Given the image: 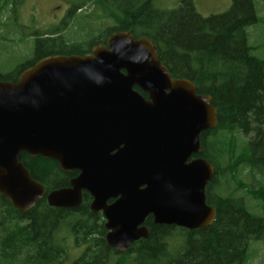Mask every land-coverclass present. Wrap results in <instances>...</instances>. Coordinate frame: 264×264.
<instances>
[{
	"label": "water",
	"instance_id": "95a60500",
	"mask_svg": "<svg viewBox=\"0 0 264 264\" xmlns=\"http://www.w3.org/2000/svg\"><path fill=\"white\" fill-rule=\"evenodd\" d=\"M217 123L209 95L172 78L148 38L121 31L89 54L47 56L15 82L0 81V194L27 212L44 196L51 207L77 209L87 192L118 253L148 237V217L207 228L216 216L205 198L214 167L200 157V135ZM22 152L78 175L45 195Z\"/></svg>",
	"mask_w": 264,
	"mask_h": 264
},
{
	"label": "trees",
	"instance_id": "16d2710c",
	"mask_svg": "<svg viewBox=\"0 0 264 264\" xmlns=\"http://www.w3.org/2000/svg\"><path fill=\"white\" fill-rule=\"evenodd\" d=\"M21 1L0 0V13ZM65 3L62 27L36 32L33 58L0 75V81L15 82L47 56L89 54L121 31L135 39L148 38L171 77L190 80L198 94L212 98L217 111L216 128L200 135V157L214 167L205 198L216 216L207 228L191 231L155 225L148 217V237L118 253L107 247L105 221L101 212H91L87 192L77 209L51 207L44 196L27 212L15 209L0 194V264H66L69 243L83 249L72 264H245L249 244L264 241V217L250 213L245 204L246 197L264 203V61L251 54L246 31L258 22L253 1L232 0L228 11L208 17L196 12L192 0H181L171 10L158 8L156 0ZM69 26L85 38L74 41L77 36L67 34ZM20 161L44 186L45 195L68 187L78 174L24 152ZM239 168L261 176L262 184L243 183ZM224 188L226 194L220 193ZM174 232L184 235L177 248L171 244Z\"/></svg>",
	"mask_w": 264,
	"mask_h": 264
},
{
	"label": "rangeland",
	"instance_id": "374dc122",
	"mask_svg": "<svg viewBox=\"0 0 264 264\" xmlns=\"http://www.w3.org/2000/svg\"><path fill=\"white\" fill-rule=\"evenodd\" d=\"M181 0H156L160 9L171 10L178 6ZM258 22L249 26L247 31V44L251 47V54L264 61V0H252ZM196 12L203 16L221 14L229 10L232 0H192ZM68 5L65 0H22L16 5H10L0 13V75L4 76L14 70L17 65L31 60L35 46V33L48 32L50 29L61 28ZM89 8V7H88ZM75 27L67 29L74 33ZM78 30L73 38L80 41L85 38ZM73 35V34H72ZM246 138V137H244ZM237 176L246 185L257 187L263 179L248 169L239 168ZM230 188L235 184L231 181ZM228 190L224 188L222 194ZM246 197V207L255 216L264 217V203ZM184 235L174 232L171 239L172 248L181 245ZM170 244V243H169ZM70 250L66 264L78 258L83 249L75 248L69 243ZM174 253V251H171ZM245 264H264V241H252L247 250Z\"/></svg>",
	"mask_w": 264,
	"mask_h": 264
},
{
	"label": "flooded vegetation",
	"instance_id": "af4514ba",
	"mask_svg": "<svg viewBox=\"0 0 264 264\" xmlns=\"http://www.w3.org/2000/svg\"><path fill=\"white\" fill-rule=\"evenodd\" d=\"M75 172H76V171H75ZM77 175H78V174H77ZM71 180H72V179H71ZM71 180H70V181H71ZM90 197H91V196H90ZM91 199H92V198H91ZM91 201H92V200H91ZM111 202H112V200L108 201V203H111Z\"/></svg>",
	"mask_w": 264,
	"mask_h": 264
}]
</instances>
